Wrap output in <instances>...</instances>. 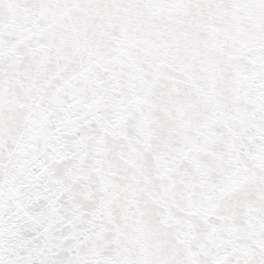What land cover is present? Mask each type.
<instances>
[{
	"label": "snow or ice",
	"instance_id": "obj_1",
	"mask_svg": "<svg viewBox=\"0 0 264 264\" xmlns=\"http://www.w3.org/2000/svg\"><path fill=\"white\" fill-rule=\"evenodd\" d=\"M0 264H264V0H0Z\"/></svg>",
	"mask_w": 264,
	"mask_h": 264
}]
</instances>
